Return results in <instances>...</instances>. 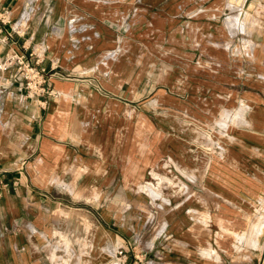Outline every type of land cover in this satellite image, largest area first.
I'll return each mask as SVG.
<instances>
[{"label":"crops","instance_id":"1","mask_svg":"<svg viewBox=\"0 0 264 264\" xmlns=\"http://www.w3.org/2000/svg\"><path fill=\"white\" fill-rule=\"evenodd\" d=\"M204 1L0 0V61L43 49L56 92L44 104L0 70V264H118V247L131 264L134 245L148 264H264V83L218 65L179 77L226 56ZM230 96L249 114L204 182L155 195L162 166L196 164L182 113L218 116Z\"/></svg>","mask_w":264,"mask_h":264},{"label":"rangeland","instance_id":"2","mask_svg":"<svg viewBox=\"0 0 264 264\" xmlns=\"http://www.w3.org/2000/svg\"><path fill=\"white\" fill-rule=\"evenodd\" d=\"M197 3L199 4V1ZM206 3L208 8L204 7L205 10L202 15L207 13L209 23L211 22L213 28L224 29L210 32L209 38L217 40L216 42L221 45L226 56L220 59L223 61L221 65L217 63L220 60L210 56H208V64L201 62V59H198V63L193 65L180 64L179 77L185 82L190 80L192 74L199 73L200 75L201 69L206 65L210 68L218 65V67H223L226 74L229 75L246 77L251 72L255 75L258 83H264V0H206L204 5ZM196 17L199 16L196 15L194 18ZM194 18L187 17L186 19L195 20ZM124 36V32H116V39H122ZM196 51L200 55L201 49L199 47ZM232 85L231 80L225 81V87L231 88ZM238 99L239 97L230 96L225 102L224 111L218 116L202 113L201 118L199 116L195 118L196 114L194 113H192L194 114L193 117L182 113V117L187 119L192 126L194 141L189 148L193 157L196 158V164L191 171L187 172L182 169L179 162L174 166L171 164V171L169 166H162L155 179L152 177L146 179L151 184L150 186L155 184L161 189L155 195L168 198L164 196V191L172 188L176 190L173 194L177 198H183L190 194L186 185L204 182L207 156L212 157V154L216 155L219 152L221 154L223 151L222 139L228 137V127L239 104H242L240 114L242 119L248 117L249 110L243 106L245 102L243 100L238 101ZM151 195L153 196V192H150ZM258 211H261V208H258Z\"/></svg>","mask_w":264,"mask_h":264},{"label":"built area","instance_id":"3","mask_svg":"<svg viewBox=\"0 0 264 264\" xmlns=\"http://www.w3.org/2000/svg\"><path fill=\"white\" fill-rule=\"evenodd\" d=\"M0 20L6 22L8 20V10L0 11ZM13 68L11 79L18 81L20 89H26L31 96L43 98L46 104L48 98L55 95V90L50 87L49 83L53 76V67L47 66L45 52L43 49H33L28 54L17 53L15 51L7 52L5 58L0 61V70L6 71ZM1 104V98H0ZM1 110V108H0ZM10 188V183L0 176V195ZM132 247L134 261L131 264H148L145 261L144 253ZM114 254L118 260V264H128L129 251L124 247L115 249Z\"/></svg>","mask_w":264,"mask_h":264},{"label":"bare ground","instance_id":"4","mask_svg":"<svg viewBox=\"0 0 264 264\" xmlns=\"http://www.w3.org/2000/svg\"><path fill=\"white\" fill-rule=\"evenodd\" d=\"M183 152H184V150H183ZM152 174V173H151ZM152 178H153V176H152ZM155 179V178H154ZM158 185V184H157ZM145 187V186H144Z\"/></svg>","mask_w":264,"mask_h":264}]
</instances>
